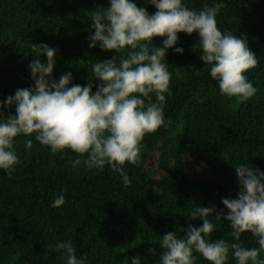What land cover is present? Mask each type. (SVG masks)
Listing matches in <instances>:
<instances>
[{"label":"trees","instance_id":"obj_1","mask_svg":"<svg viewBox=\"0 0 264 264\" xmlns=\"http://www.w3.org/2000/svg\"><path fill=\"white\" fill-rule=\"evenodd\" d=\"M213 2L186 0L196 10ZM135 3L149 14L156 11L145 0ZM107 6L108 0H0V101L34 84L28 68L36 58L32 43L56 49L55 79L67 71L70 86L88 83L91 61L114 54L88 47L93 29L87 13ZM216 20L222 31L246 37L258 57L247 73L255 95L246 101L222 96L200 59L195 30L179 32L174 47L183 52L169 48L165 54L171 95H166L164 115L171 123L145 135L139 164L125 162L131 180L127 187L107 166L100 172L73 168L70 161L76 154L71 150L53 154L34 139L26 150V138L17 136L15 171L8 176L0 169V264H63L62 250L46 246L68 239L77 258L85 255L86 264H131L135 256L141 264H158L163 249L154 241L168 231L183 235L189 223L199 226V218L186 215L195 205L228 211L221 197L236 196L235 164L249 162L264 171V0H224ZM162 39L153 37V44L159 46ZM40 59H46L43 53ZM98 82L92 79L93 91ZM0 111L14 115L15 106ZM186 158L200 163L204 175L192 176ZM61 189L65 203L51 207ZM228 231V221L222 219L211 238L230 240ZM241 238L244 246L258 247L250 234ZM150 247L155 256L148 253ZM196 264L209 262L197 256ZM226 264H234L231 257Z\"/></svg>","mask_w":264,"mask_h":264},{"label":"clouds","instance_id":"obj_2","mask_svg":"<svg viewBox=\"0 0 264 264\" xmlns=\"http://www.w3.org/2000/svg\"><path fill=\"white\" fill-rule=\"evenodd\" d=\"M145 3L156 11L149 14L135 0H108L107 7L88 11L89 27L93 29L88 47L113 50L114 54L111 59L91 61V78L83 86H70L71 72L55 79L52 71L56 49L32 43L36 58L28 68L34 84L15 89L0 101L4 109L15 106L14 115L5 116L0 111V169L5 175L11 176L19 163L13 145L17 136H24L26 150L32 147L33 139L48 146L53 154L69 149L76 154L70 161L73 168L82 165L100 172L107 166L127 187L131 180L125 162L139 164L145 135L171 123L164 115L166 95H171L165 54L169 48L183 52L182 47H174L179 32L191 34L195 30L200 59L208 66L222 96L246 101L255 95L257 88L247 73L255 69L258 57L249 49L246 37L217 27L216 16L224 0H214L201 10L188 7L186 0ZM155 36L163 37L159 46L153 44ZM41 53L46 57L43 61ZM92 79L99 81L95 91ZM234 166L236 196L221 197L228 211H217L214 205H195L186 215L199 218V226L189 223L183 235L168 231L154 241L163 249L158 264H196L197 256L209 264H226L230 257L234 264H264L260 255L264 253V171L249 162ZM64 203L61 189L50 206L59 208ZM222 219L228 221L230 231L225 235L230 240L223 236L211 238ZM242 233L250 234L258 247L244 246ZM46 249L62 250L59 259L63 264H86L85 255H75L71 239L57 240ZM147 251L156 255L154 248ZM131 264H141V258L132 257Z\"/></svg>","mask_w":264,"mask_h":264},{"label":"rangeland","instance_id":"obj_3","mask_svg":"<svg viewBox=\"0 0 264 264\" xmlns=\"http://www.w3.org/2000/svg\"><path fill=\"white\" fill-rule=\"evenodd\" d=\"M185 165L192 176L200 177L204 175V170L202 168V165L198 163L196 160H194L193 158H186Z\"/></svg>","mask_w":264,"mask_h":264}]
</instances>
